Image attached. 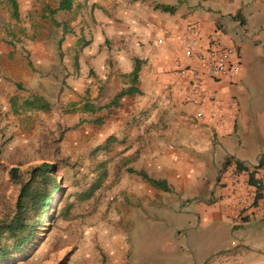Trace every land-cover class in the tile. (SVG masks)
<instances>
[{
  "label": "crops",
  "instance_id": "obj_1",
  "mask_svg": "<svg viewBox=\"0 0 264 264\" xmlns=\"http://www.w3.org/2000/svg\"><path fill=\"white\" fill-rule=\"evenodd\" d=\"M59 1L45 0L35 20L37 2L17 0L24 33L0 46V78L22 88L18 115L66 109L108 143L123 165L118 195L140 197L139 222L173 258L190 253L194 262L198 249L184 246L193 237L202 249L195 264L241 247L251 250L247 264H264V183L254 184L264 181V0H74L51 14ZM216 30L236 47L234 81L185 53L186 36L207 49ZM192 67L202 91L180 73ZM35 98L39 106L24 104ZM128 167L164 186L137 173L128 183Z\"/></svg>",
  "mask_w": 264,
  "mask_h": 264
},
{
  "label": "rangeland",
  "instance_id": "obj_2",
  "mask_svg": "<svg viewBox=\"0 0 264 264\" xmlns=\"http://www.w3.org/2000/svg\"><path fill=\"white\" fill-rule=\"evenodd\" d=\"M35 1L39 8L32 12L37 20L45 0ZM23 26L20 18L13 16L12 1L0 0V46L12 43L15 35L24 33ZM12 80L0 78V199L10 195L13 200L16 194L9 172L12 166L27 169L43 161L58 166L51 174L63 190L62 194L59 190L51 191L52 206L57 199L61 200L55 219L48 222L46 218L37 225L36 232L41 234L37 242L13 264L197 262L202 249L195 245L193 237L184 240V246L190 249L191 243L198 249L193 254L194 262L190 253L175 254L173 258L166 239L148 232L139 222L135 208L142 203L140 197L134 193L118 195L123 165L110 158L108 143L94 141L93 130L83 120L74 122L62 116L66 109L18 115L22 96L15 92L22 88L14 87ZM129 168L127 182L134 185L136 173ZM208 246L211 245L205 243L202 247ZM250 254L249 247H241L209 256L202 264H247Z\"/></svg>",
  "mask_w": 264,
  "mask_h": 264
},
{
  "label": "trees",
  "instance_id": "obj_3",
  "mask_svg": "<svg viewBox=\"0 0 264 264\" xmlns=\"http://www.w3.org/2000/svg\"><path fill=\"white\" fill-rule=\"evenodd\" d=\"M13 4V16L19 18V5L17 0H11ZM74 0H60L57 8L50 7V13L53 14L59 9H70L73 6ZM139 64L132 72L134 79L137 76ZM125 93L121 91L112 103H117V100ZM27 99L24 104L27 106H39L37 101ZM45 105V104H44ZM264 164V154L260 161ZM240 169L243 168L239 162ZM54 162L43 161L41 164L32 165L27 169H21L19 166H12L9 170L12 183L16 187V194L13 197L10 195L0 199V264H13L18 261L20 255H23L29 247L35 244L38 237L41 235L36 230L37 225L45 221L51 222L56 217L60 198L54 202L52 195L56 190L63 193L62 186L52 176L51 172L57 169ZM130 171L142 175L151 183L164 186L163 182L151 178L143 171H137L133 167ZM53 188V189H52ZM87 195L84 194V197ZM51 213L48 216V209L51 208Z\"/></svg>",
  "mask_w": 264,
  "mask_h": 264
},
{
  "label": "built area",
  "instance_id": "obj_4",
  "mask_svg": "<svg viewBox=\"0 0 264 264\" xmlns=\"http://www.w3.org/2000/svg\"><path fill=\"white\" fill-rule=\"evenodd\" d=\"M193 29H199V23L196 22L193 25ZM223 32L221 30H216L214 35L210 38L209 46L204 49L199 39L196 36L189 35L186 36L184 47L187 56L196 59L206 67V72L215 78L224 77L229 81H234L241 69V62L234 59L237 52L236 47L227 44L223 39ZM181 74L190 73L193 78V90L194 92H199L204 89V76L200 73L199 69L196 67L192 68H182L180 69ZM220 110V106L218 109ZM218 114V119L221 120L222 117L219 111H215ZM203 111H198V117H203ZM231 174H236L237 166L233 165ZM264 181L261 177L255 178V186H262Z\"/></svg>",
  "mask_w": 264,
  "mask_h": 264
}]
</instances>
